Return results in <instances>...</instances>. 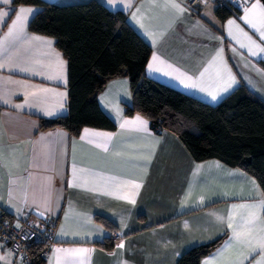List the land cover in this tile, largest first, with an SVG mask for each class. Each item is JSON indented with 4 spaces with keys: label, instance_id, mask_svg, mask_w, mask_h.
<instances>
[{
    "label": "crops",
    "instance_id": "1",
    "mask_svg": "<svg viewBox=\"0 0 264 264\" xmlns=\"http://www.w3.org/2000/svg\"><path fill=\"white\" fill-rule=\"evenodd\" d=\"M95 1L122 12L150 47L147 78L210 106L240 85L264 102V52L255 47L264 48V24L258 15L251 17L256 28L242 19L253 3L264 7L260 0L223 21L213 4L194 10L188 0ZM12 2L0 0V207L16 218L31 211L54 221L55 243L44 264H176L186 251L218 239L199 264H225L241 255L247 256L243 264L264 259L257 247L264 236V195L257 179L216 159L197 162L173 132L158 134L146 117L126 116L125 107L132 105L127 77L110 79L96 97L114 130L85 127L72 136L39 128V119L68 114L67 61L53 38L28 30L40 7ZM20 8L33 11L22 30L9 34ZM137 116L145 126L126 123ZM241 204L257 206L251 209L258 214L251 245L233 241L228 227L232 206ZM235 211L237 218L241 211L247 215ZM106 242L110 250L100 246ZM75 249L87 251L72 253ZM2 253L0 264H16Z\"/></svg>",
    "mask_w": 264,
    "mask_h": 264
},
{
    "label": "trees",
    "instance_id": "2",
    "mask_svg": "<svg viewBox=\"0 0 264 264\" xmlns=\"http://www.w3.org/2000/svg\"><path fill=\"white\" fill-rule=\"evenodd\" d=\"M12 5L40 7L28 30L53 38L67 61L68 114L39 119L41 130L60 128L72 136L85 127L114 130L115 124L99 109L96 97L110 79L124 76L132 95L126 116L146 117L158 134L162 129L173 132L197 162L216 159L242 168L257 179L264 195V102L244 86L210 106L147 78L150 47L128 26L122 12H110L95 0L76 5L13 0ZM230 9L217 7L214 13L221 21L239 14L240 8ZM96 220L108 225L102 216ZM220 240L186 251L176 264H199ZM100 246L110 250L112 243ZM39 250H31L32 264H44Z\"/></svg>",
    "mask_w": 264,
    "mask_h": 264
},
{
    "label": "built area",
    "instance_id": "3",
    "mask_svg": "<svg viewBox=\"0 0 264 264\" xmlns=\"http://www.w3.org/2000/svg\"><path fill=\"white\" fill-rule=\"evenodd\" d=\"M253 0H188L196 10L207 4L215 8H241ZM230 9V10H231ZM55 243L54 221L37 216L31 211L22 217H9L0 207V251L6 252L16 264H32L31 250L39 247V255L45 258Z\"/></svg>",
    "mask_w": 264,
    "mask_h": 264
},
{
    "label": "snow or ice",
    "instance_id": "4",
    "mask_svg": "<svg viewBox=\"0 0 264 264\" xmlns=\"http://www.w3.org/2000/svg\"><path fill=\"white\" fill-rule=\"evenodd\" d=\"M4 3H9V0H3ZM173 7H179L178 4L173 3ZM33 9L31 8H20L18 11V14L16 16V19L13 21L12 25L10 26V32L11 34L13 31L16 30H22L23 25L25 21L27 20V16L29 13H31ZM6 15V14H2ZM259 16V20L261 24H264V7H261L259 3H253L251 8L245 9V15L242 17L243 20H245L246 23L251 25L253 28H256V23L253 22V19L251 17L253 16ZM234 21H229V25L234 24ZM246 35V34H245ZM235 38V37H234ZM35 39H39V37H35ZM251 41V38H248ZM261 39H264V31L261 32ZM253 44H255L254 41H251ZM50 43V42H49ZM241 47H246V45L242 44ZM255 47L260 51L264 52V48H261L259 45H255ZM251 55H256V51H252V49H249ZM155 59V58H154ZM152 65H149V68H151ZM203 90V89H202ZM215 95H213V99H215ZM126 123H134L138 124L140 126H145L146 121H144L142 118L137 116L134 121H128ZM85 135H89L88 130L85 129ZM91 135H101L98 133H92ZM84 137L82 136L81 139ZM256 205H233V211L230 212L228 216V227L232 229L233 236L232 240L235 241L237 244H252V241L255 239L253 236V228L255 226V222L257 220L258 214L255 211H252L251 209H255ZM237 209L240 210H246L247 215L244 214L243 211L240 212L239 217L237 218L236 211ZM119 247H123V245H119ZM257 247L261 249L262 252H264V236L260 237L257 242ZM61 251V250H57ZM65 252H68L69 250H63ZM86 249H75L71 250L72 253L77 254H83L86 252ZM251 251H256V248L253 247ZM247 259V256L241 255L236 260L232 261H226L225 264H243L244 260ZM204 264H212L211 261H205ZM258 264H264V259H262Z\"/></svg>",
    "mask_w": 264,
    "mask_h": 264
},
{
    "label": "rangeland",
    "instance_id": "5",
    "mask_svg": "<svg viewBox=\"0 0 264 264\" xmlns=\"http://www.w3.org/2000/svg\"><path fill=\"white\" fill-rule=\"evenodd\" d=\"M1 256H3V253H2V251H0V258H1Z\"/></svg>",
    "mask_w": 264,
    "mask_h": 264
},
{
    "label": "water",
    "instance_id": "6",
    "mask_svg": "<svg viewBox=\"0 0 264 264\" xmlns=\"http://www.w3.org/2000/svg\"><path fill=\"white\" fill-rule=\"evenodd\" d=\"M262 3H263V0H260ZM263 5H264V3H263Z\"/></svg>",
    "mask_w": 264,
    "mask_h": 264
}]
</instances>
